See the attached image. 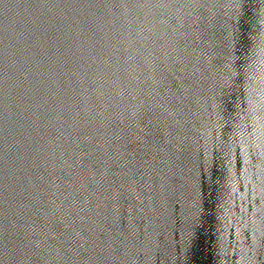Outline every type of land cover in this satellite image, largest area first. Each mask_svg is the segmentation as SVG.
Returning a JSON list of instances; mask_svg holds the SVG:
<instances>
[{"label": "water", "instance_id": "1", "mask_svg": "<svg viewBox=\"0 0 264 264\" xmlns=\"http://www.w3.org/2000/svg\"><path fill=\"white\" fill-rule=\"evenodd\" d=\"M0 264H264V0H0Z\"/></svg>", "mask_w": 264, "mask_h": 264}]
</instances>
